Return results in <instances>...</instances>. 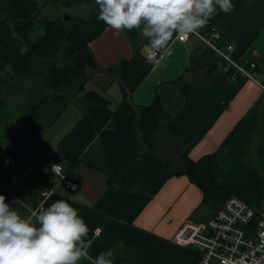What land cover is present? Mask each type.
Returning a JSON list of instances; mask_svg holds the SVG:
<instances>
[{"label": "crops", "instance_id": "0c3cea01", "mask_svg": "<svg viewBox=\"0 0 264 264\" xmlns=\"http://www.w3.org/2000/svg\"><path fill=\"white\" fill-rule=\"evenodd\" d=\"M231 2V13L216 17L217 13L199 31L207 34L212 25L217 27L223 35L222 51L229 52L233 43L232 57L238 62L256 49V80L235 67L226 71L220 57L209 74L207 67L194 60V55L202 51L197 36L186 41L176 38L173 55L153 64L147 60V41L139 32L133 40L128 31L116 33L106 27L89 43L99 69L88 68L87 76L75 84L61 83L65 97L48 98L31 119L24 121L19 133L7 139L0 135V186L6 187L11 196L18 189L24 193L34 185L40 189L34 190L31 199L25 196L15 209L25 216L33 198L47 190L42 192V175L50 182V175H55L60 177L55 190L85 210L83 219L93 240V259L111 250L115 261L135 251L150 264H159V256L178 247L182 249L180 258L170 264H195L198 252L174 242L173 237L185 220L211 219L224 200L204 199L201 187L183 173L184 155L193 161L208 157L207 170L228 193H237L244 200L251 202L264 187V0ZM123 60L131 61L125 71ZM178 78L190 85L185 94L176 82ZM85 83L86 89L108 97L113 109L123 100L133 106L148 105L158 93L180 131L174 133L163 127L157 134L154 155L142 142L141 150L126 165L133 179L131 187L109 182L107 154L98 136L72 171L69 162L58 156L61 139L74 128L86 107L81 98L75 97ZM112 126L110 122L108 128ZM51 130L56 136L46 139ZM163 138L178 143L177 157L160 142ZM44 145L51 152L42 154ZM161 162L169 165L165 168ZM174 163L176 168H172ZM42 164H46V173L38 167ZM53 164L63 166L65 178L52 171ZM29 168L32 170L27 172ZM66 178L78 184V190H70Z\"/></svg>", "mask_w": 264, "mask_h": 264}, {"label": "trees", "instance_id": "16d2710c", "mask_svg": "<svg viewBox=\"0 0 264 264\" xmlns=\"http://www.w3.org/2000/svg\"><path fill=\"white\" fill-rule=\"evenodd\" d=\"M61 1L66 7L86 4L90 7V13L86 17L67 14L65 17L58 16L52 19L44 13V5L38 0H0V123L3 120L7 96L12 93L17 81L29 76L37 59L52 62L48 70V81L52 92L30 106L28 120L48 98L60 99L66 96L60 88L61 83L75 84L80 78L87 76L88 68L99 69L89 43L108 26L97 19L98 6L95 5L94 0ZM221 13L222 11H219L216 17H219ZM211 23L213 24V21ZM37 24L44 28V32L33 39L32 33ZM137 32L136 30L128 31V34L135 40ZM200 49L201 53L194 55V60L207 67L208 73L211 74L218 65L220 56H215V52L202 41ZM60 56L65 58L62 64H59ZM130 62V60L122 61L124 71ZM176 82L185 94L190 85L183 78H178ZM75 97L81 98L86 107L77 124L61 139L58 147V156L69 162L71 171L81 161L86 148L98 136L107 154L106 169L109 182L131 187L133 179L127 173L126 165L141 150L142 142L154 155L157 134L163 127L170 132L180 133L171 122V112L158 93L148 105L133 106L127 100H123L114 109L108 97L97 90L86 89V83ZM110 122L113 126L108 128ZM207 161L208 157L193 161L184 155L183 173L188 174L190 179L201 187L205 200L223 199L225 202L232 194L228 193L220 181L207 170ZM161 164H164L165 168L169 165L167 162H161ZM38 179L40 180V177ZM40 182L42 192L44 189L53 188V192L45 199L44 207L55 200L63 199L75 207L81 217L84 216L85 210L79 203L55 190L58 183L50 182L43 175ZM36 188L37 186L34 185L26 192L29 199L34 196L33 192L37 190ZM3 190L0 186V194L4 195L6 202L11 204L8 192ZM37 191L40 192V189ZM43 198V195L37 199L33 198V206H37ZM114 264L150 263L144 256L132 251L125 257L116 259Z\"/></svg>", "mask_w": 264, "mask_h": 264}, {"label": "clouds", "instance_id": "9594fccd", "mask_svg": "<svg viewBox=\"0 0 264 264\" xmlns=\"http://www.w3.org/2000/svg\"><path fill=\"white\" fill-rule=\"evenodd\" d=\"M97 19L116 33L136 30L146 39L147 60L159 64L173 55L176 38L204 28L231 0H94ZM60 164H53L56 173ZM13 204L22 201H13ZM27 207V205H25ZM22 216L0 194V264H114V253L90 255L93 240L78 210L58 199Z\"/></svg>", "mask_w": 264, "mask_h": 264}, {"label": "built area", "instance_id": "2783aa9c", "mask_svg": "<svg viewBox=\"0 0 264 264\" xmlns=\"http://www.w3.org/2000/svg\"><path fill=\"white\" fill-rule=\"evenodd\" d=\"M191 36L199 37L216 52L224 61L226 71L235 67L248 78L256 80V49L250 50L242 62H238L232 57L233 43L229 44V52L222 51L220 41L223 35L217 27L210 28L207 34L198 30L178 39L186 41ZM31 170L29 168L27 172ZM56 173L65 178L61 164ZM66 185L70 190H78V184L71 179L66 178ZM52 192L53 188L45 190L43 200L36 207L29 208L37 210L44 207L45 199ZM173 241L198 252L199 258L195 264H264V206L254 208L240 196L232 194L208 221L185 220Z\"/></svg>", "mask_w": 264, "mask_h": 264}, {"label": "rangeland", "instance_id": "374dc122", "mask_svg": "<svg viewBox=\"0 0 264 264\" xmlns=\"http://www.w3.org/2000/svg\"><path fill=\"white\" fill-rule=\"evenodd\" d=\"M40 4L44 5V13L49 18H57L58 16L65 17L67 14H77L86 17L89 14L90 7L86 4H75L72 7H66L61 0L53 1V0H38ZM44 28H42L40 25H36L34 27L32 38H36L37 36L43 34ZM65 58L63 56L59 57V64L64 63ZM52 62L51 61H44V60H36L34 62L33 70L29 74V76L26 79L19 80L16 83V87L12 89V93L7 96V103L3 110V120L0 123V135L1 137L7 139L15 135L16 133H19L20 127L24 123V121L28 118L30 106L38 103L39 99L47 94H50L52 92L50 83L48 81V70L51 67ZM261 79V78H260ZM81 102V101H78ZM58 126V125H57ZM57 126L55 128H57ZM56 131L51 130L48 135H46V139H49L50 136H56ZM166 137V136H165ZM167 138V137H166ZM160 142L164 145H166L168 148L171 149V153L173 157L178 156V143L175 141H172L170 139H161ZM54 143V142H53ZM50 147L47 145H44L42 147V154H48L50 151ZM40 150V149H39ZM42 159V157H41ZM46 164L39 165V168H42V171L46 173L47 168L45 166ZM177 165L174 163L172 165V168H176ZM51 180L58 182L59 178L55 175H50ZM4 188V187H3ZM6 192L8 190L6 187L4 188ZM3 190V191H4ZM4 191V192H5ZM9 194V192H8ZM238 195L237 193H233ZM25 196H27L26 192L21 193V191L18 189L17 192H14V196H11L9 194L11 206H14V208L21 206L18 203L13 204L12 202L15 201H22L24 200ZM239 196V195H238ZM27 198V197H26ZM20 199V200H19ZM247 201V200H245ZM250 205H252L254 208H258L259 206L264 204V187L260 190V193L256 195V197L251 201H247ZM260 203V204H259ZM33 207V204L30 205V207ZM27 209V207H26ZM29 215V212L25 214ZM188 250L192 251L190 248H187ZM182 252V249L175 247H172V250L168 249L165 251V253L161 256H159L158 263L159 264H170L171 262L178 261V258H180V254Z\"/></svg>", "mask_w": 264, "mask_h": 264}]
</instances>
